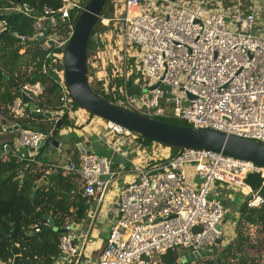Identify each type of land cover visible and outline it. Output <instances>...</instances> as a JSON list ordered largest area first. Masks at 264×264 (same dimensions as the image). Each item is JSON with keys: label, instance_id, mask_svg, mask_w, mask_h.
<instances>
[{"label": "built area", "instance_id": "2783aa9c", "mask_svg": "<svg viewBox=\"0 0 264 264\" xmlns=\"http://www.w3.org/2000/svg\"><path fill=\"white\" fill-rule=\"evenodd\" d=\"M60 1L58 8L44 6L34 30L35 36L45 35L43 48L52 49L53 55L63 62L75 25L72 12L76 18L82 7L81 0ZM113 2L111 15L100 16L102 29L92 35L93 48L87 60L90 80L101 82L103 89L111 93L115 90L112 76L119 75L126 62L128 75L134 69L140 73L142 81L136 82L142 94L132 95L120 87L117 103L155 118L165 113L163 104L167 99L173 114L191 126L213 128L264 144V0ZM14 9L26 15L31 11L19 6ZM58 20L69 24L68 36L45 32L47 23ZM0 29H6L3 20ZM58 48L61 52L56 51ZM59 76L60 111L48 117L54 122L53 127L48 132L19 128L13 153L23 160H37L62 113L73 116L83 109L73 105L64 62ZM44 90L40 81L25 82L8 106L9 112L24 118L33 104L37 113H52L34 102ZM167 93L173 97H167ZM23 94L29 101L23 99ZM102 120L114 136L107 141L111 155L85 151L80 154L79 163L69 160L64 168L78 175L84 194L97 201L98 207L106 200L115 177L112 156H126L122 150L125 146L137 153L130 160L136 177L120 188L111 201L115 218L100 257L85 260L88 234L78 233L74 224L68 222L60 236V261L162 264L163 255L179 247L187 252L213 249L223 239L222 223L227 213L224 202L210 195L218 183L247 196L251 207L262 204V196L253 191L245 178L250 172L264 178V166L216 150L189 148L173 154L169 146L157 142L146 145L141 135L111 120ZM56 150L62 151L61 142ZM106 175L109 179L103 178Z\"/></svg>", "mask_w": 264, "mask_h": 264}, {"label": "trees", "instance_id": "16d2710c", "mask_svg": "<svg viewBox=\"0 0 264 264\" xmlns=\"http://www.w3.org/2000/svg\"><path fill=\"white\" fill-rule=\"evenodd\" d=\"M88 1L81 0L82 8L78 10L76 18ZM46 5L58 8L61 6V1L0 0V20L5 21L6 28L0 29V116L10 117L13 120L12 125H18L21 129H41L48 132L54 122L50 121L45 114L37 113L29 108L27 116L21 118L11 114L8 108L12 100L19 95V87L27 81H40L45 85L44 93L34 99L39 107L51 110L55 103L60 104L59 71L63 69V62L53 55L52 49L43 48L45 35L35 36L34 30L38 17L36 11L43 10ZM17 6L32 10L29 15H26L24 12L15 10ZM113 8V0H108L101 15H110ZM72 14V24H74L76 18L74 12ZM60 21L54 24L47 23L45 32L56 31L68 36L71 31L69 24ZM100 29L102 26L99 20L90 35L87 59L93 48L92 35ZM133 62L134 60H131V63ZM87 68L91 88L96 94L111 102H118L121 97L120 87L132 95L142 94V89L136 82L137 79L142 81L141 75L136 69L128 75L129 65L126 62L119 75L112 76L111 84L115 86V90L111 93L103 89L101 82L90 80L92 73L89 65ZM112 70L113 67L109 69L110 73ZM72 101L75 108H82L74 99ZM165 101L163 104L165 113L155 118L174 124L189 125L187 121L177 118L173 114L170 101L167 99ZM59 111L60 109L57 108L56 112ZM60 117L62 128L73 127L72 120L66 111ZM0 121V138L7 134V141L0 144V264H13L12 246L14 244L18 245L21 253L18 264H55L60 259L59 243L62 234L60 229L67 222L78 223L84 219L89 200L83 195V186L75 172L65 173L64 169L53 167L50 160L42 157V151L48 145L38 154L35 161L20 159L12 151H6L4 145H13L15 138L19 135V129L10 133L8 127L6 129L3 127L7 126V121L4 119ZM59 131H54L51 139H56ZM143 142L151 144L157 141L144 137ZM171 149L173 154L179 151L177 147H171ZM79 153L80 148L76 144L70 160L79 163ZM245 182L254 192L262 196V204L251 207L248 205L246 196L245 201L238 204L239 217L236 219L235 241L225 247L218 256L211 254L186 264H264V178L259 173L250 172ZM251 196L249 195V198ZM36 227L40 228L39 232H36ZM103 249L104 247L96 253L98 258ZM254 249L255 254H251V250ZM186 252H181L178 248L169 251L163 255L162 264H174L180 255ZM81 258L84 259V257Z\"/></svg>", "mask_w": 264, "mask_h": 264}, {"label": "water", "instance_id": "95a60500", "mask_svg": "<svg viewBox=\"0 0 264 264\" xmlns=\"http://www.w3.org/2000/svg\"><path fill=\"white\" fill-rule=\"evenodd\" d=\"M20 1V0H19ZM108 0H89L83 11L76 19L73 33L63 53L64 74L67 87L74 101L89 112L101 118L116 122L128 130L142 137L150 138L170 147H177L182 152L185 149H207L223 151L234 158L254 162L264 166V144L253 139L229 135L213 128H201L191 125H179L146 116L128 105L111 102L91 88L88 81L87 69V47L92 29L102 14L103 8ZM28 10H32L28 8ZM40 14V11H36ZM61 52V49H56ZM157 83L156 86H159ZM147 88L145 92L150 90ZM167 97H173L167 93ZM27 102L29 97L23 94ZM33 110V104L31 105ZM55 113H47L51 117ZM62 121L59 120L55 131L61 129ZM10 130L18 129V125ZM48 145L57 147V139L47 138L40 151ZM81 147V145H80ZM83 152L85 150L82 148ZM109 179V175L103 177ZM64 232V229H60ZM14 253L13 264H18L21 253L18 245L12 246ZM212 249L189 251L181 255L174 264H186L196 259L210 256ZM219 260V259H218Z\"/></svg>", "mask_w": 264, "mask_h": 264}, {"label": "crops", "instance_id": "0c3cea01", "mask_svg": "<svg viewBox=\"0 0 264 264\" xmlns=\"http://www.w3.org/2000/svg\"><path fill=\"white\" fill-rule=\"evenodd\" d=\"M99 20L100 19H98V21ZM87 67H88V64H87ZM79 110H82V109H79ZM83 110H84V108H83ZM54 112L52 111V113H54ZM79 112L80 111H78L77 114H80ZM97 117H99V116H97ZM100 119L102 120L101 117H100ZM59 120H61V118ZM58 121L56 122V127H57ZM103 123H104V121H103ZM14 126H16V125H12V127L4 125L3 127L5 129L8 127V132L11 133L13 130H10L9 128H13ZM56 127H55V129H56ZM103 127H104L105 131L103 130V128L102 129H98L97 127L90 128V130L88 131V134L86 133L87 135H85L86 138L84 139V142L83 143L82 142L77 143L78 147L80 148L79 157H80L81 153H84L83 151H81L82 148L85 151H88V152H91V153H95V154L107 155V156L111 155V150L108 147V142L107 141L110 140V139H113L114 136L107 130V128L105 127V124H104ZM61 128H62V125H61ZM18 129H19V126H18ZM68 129H69L68 131L71 132L68 135L69 138H73L71 136H77L78 135V136L81 137V136L84 135L83 132H81V133H73V129L71 127H69ZM16 130H14V131H16ZM66 133H67L66 129L63 128L62 132L60 134H66ZM102 134H103V137L101 136ZM6 135L7 134L3 135L0 138V144H2V143L7 141ZM90 136H95L94 142L96 141L99 144L98 145L99 152H95V150L93 148L94 147L93 146L94 143L89 140ZM58 142H61V141L58 139ZM61 143H62V146H64L63 142H61ZM131 143H132V141H131ZM143 143H145V142H143ZM14 144H15V142L13 143V145L5 144L4 148L6 147L5 148L6 151H12V153H13ZM80 145H81V147H80ZM51 148L56 149V147H54V146H52ZM122 150H123V152L125 153L126 156H123L122 154L121 155L117 154V155H113L112 156V159H113L112 170L115 172V177L112 178V182L117 180V179H123L125 184H126V183H128L129 181L133 180L136 177V172H135L134 167H131L129 170H125L127 168H125V169L123 168L124 163H123V161L121 159L124 158V159L130 161L132 158L136 157L137 153L134 151V149H132L131 147H128V146L123 147ZM72 155L73 154H71L70 156H67L64 163H59L57 165L56 164H51V165L53 167L57 166V168H62V169H64L65 173H69V172L66 171V169L64 167L68 164V162L71 159ZM119 157L120 158L122 157V158L120 159ZM119 162H120L119 166L116 167L115 164L119 163ZM81 185H82V183H81ZM216 187H217V190L215 189V191H219V192L223 191L222 192L223 193V200L222 201L224 202V204H226L227 202H230V203L232 202V205H233L232 207H234V206L238 205L239 202H243L246 199V196L243 195L240 191H237V190L235 191V189L232 190V189H229V188L222 189L224 186H222L221 189H220V185H217ZM82 189H83V187H82ZM118 191L119 190L115 189V190L112 191L111 194L108 192L107 195H106V200L99 207H98V202L97 201L92 200V199L87 197L89 202H88V209H87L86 217L84 219L80 220L78 223L73 222V224H74V226L76 228V231L78 233L82 232V233H87L88 234V236H87L88 238H86V244H87L86 255H85V260L86 261L87 260L91 261V260H94V259H98V257H97L98 255L96 256V253H98L99 250L102 247H105V244L107 242V238H108V235L110 233V229H111V226H112V223H113V219L115 218V213H114L113 207L111 206V201L115 197V195H116V193ZM83 195H85V194L83 193ZM235 200H237V202ZM62 229H64V228H62ZM205 250L207 251L208 249H205ZM99 257H100V255H99ZM55 264H66V263H64V262H62L60 260H57L55 262ZM82 264H87V263L83 262Z\"/></svg>", "mask_w": 264, "mask_h": 264}, {"label": "rangeland", "instance_id": "374dc122", "mask_svg": "<svg viewBox=\"0 0 264 264\" xmlns=\"http://www.w3.org/2000/svg\"><path fill=\"white\" fill-rule=\"evenodd\" d=\"M112 44H114L117 47L116 42L113 41ZM57 108H58V103H55V106H53V108H51V110L54 112V111H56ZM79 111H80L79 112L80 114H76V115H73L74 117L73 116L70 117V119L72 120V123H73V127H71V128L73 129V133L83 132L84 135L80 137L76 134L77 136H71L73 138H69L68 135H69V133H71L68 131L69 127H64V129H66V132H67L66 134H60L62 132V129H63V128H61L60 132L58 133L57 138L61 142H63L64 146H62V151L58 152V151H56V149L51 148L50 146H47L42 151V156L44 158H47L48 160H50L51 161L50 164H56L57 165L59 163H64L66 160V157L70 156L71 154L74 153L76 144L79 142H82V143L84 142V139L86 138L85 135L88 134V131L90 130V128H93V127H97L98 129L103 128V130L105 131V129L103 127L104 123H103V120L100 119V116L99 117L93 116V115H91V113L89 111L83 110V109L79 110ZM0 119L6 120L7 121L6 125L9 127H12L13 120L10 117L0 116ZM0 125H1V121H0ZM101 136L103 137V134ZM94 138H95V136H90L89 140L94 143L93 148H94L95 152H99V147H98L99 144L96 141L94 142V140H95ZM145 144L151 145V144H147V143H145ZM164 152H165V154L167 153V151H164ZM149 154H152V152H150ZM121 160L124 163L123 168L124 169L127 168L125 170H129L131 167H133V165L130 161H128L124 158ZM119 164H120V162L116 163L115 164L116 167H118ZM55 168H57V166H55ZM124 184H125V182L123 179H117V180L113 181L112 184L109 186L108 192L111 194L113 190H115V189L119 190ZM217 185H220V189H221V187L224 184L218 183ZM216 186L212 189V191L210 192V195L217 198V199L223 200V193H222L223 191L222 192L215 191V189L217 190ZM227 188L234 190L233 188L228 187L226 185H224V187L222 189H227ZM235 191H236V189H235ZM235 201L237 202V200H235ZM225 206H226L227 213H226L225 218H224L223 223H222V227H224L225 233H224L223 239L220 242V244L217 247H215L214 249H212V255H214V256H218L219 254H221L222 250L225 247H227L230 243H233L236 239V223H237L236 219L239 217L238 205L232 207L233 206L232 202L231 203L227 202L225 204ZM178 250L182 252L185 249L182 247H179ZM251 254H255V249L253 251L251 250ZM219 259H220L219 261L221 262V257Z\"/></svg>", "mask_w": 264, "mask_h": 264}]
</instances>
